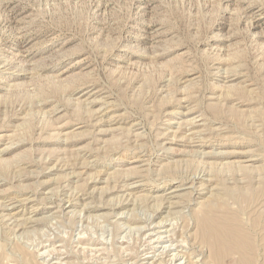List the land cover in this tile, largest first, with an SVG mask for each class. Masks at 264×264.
<instances>
[{
    "label": "rangeland",
    "instance_id": "rangeland-1",
    "mask_svg": "<svg viewBox=\"0 0 264 264\" xmlns=\"http://www.w3.org/2000/svg\"><path fill=\"white\" fill-rule=\"evenodd\" d=\"M206 218L264 264V0H0V264H217Z\"/></svg>",
    "mask_w": 264,
    "mask_h": 264
},
{
    "label": "bare ground",
    "instance_id": "bare-ground-1",
    "mask_svg": "<svg viewBox=\"0 0 264 264\" xmlns=\"http://www.w3.org/2000/svg\"><path fill=\"white\" fill-rule=\"evenodd\" d=\"M181 196H182L181 194L175 193L170 197V199L173 198L177 199L180 198ZM177 203L178 202H174L171 204H177ZM227 220L228 218L226 219L206 218L205 220H203L202 223L203 224L202 237L204 241L210 242L213 245L214 247L213 256L215 261L217 262V264H256L257 249L254 240H252L248 236V234L245 231L246 228L244 227V225L240 220H228V221ZM226 221L227 223L225 224ZM163 224H164L163 222L159 223V225H163ZM158 239L160 241H163L161 239V236L158 237ZM168 250L171 251L172 249L169 248ZM234 254L237 255L238 257L232 260V255Z\"/></svg>",
    "mask_w": 264,
    "mask_h": 264
}]
</instances>
